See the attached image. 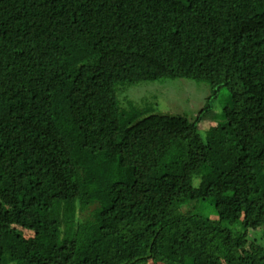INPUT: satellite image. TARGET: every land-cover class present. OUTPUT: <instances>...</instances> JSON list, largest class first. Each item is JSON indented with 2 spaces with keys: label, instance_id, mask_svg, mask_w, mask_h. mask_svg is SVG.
Segmentation results:
<instances>
[{
  "label": "trees",
  "instance_id": "obj_1",
  "mask_svg": "<svg viewBox=\"0 0 264 264\" xmlns=\"http://www.w3.org/2000/svg\"><path fill=\"white\" fill-rule=\"evenodd\" d=\"M177 78L207 139L119 100ZM263 172L264 0H0V264H264Z\"/></svg>",
  "mask_w": 264,
  "mask_h": 264
},
{
  "label": "rangeland",
  "instance_id": "obj_2",
  "mask_svg": "<svg viewBox=\"0 0 264 264\" xmlns=\"http://www.w3.org/2000/svg\"><path fill=\"white\" fill-rule=\"evenodd\" d=\"M213 95L212 86L205 81H197L188 78L163 79L158 81L142 82L128 85L121 88L118 93L119 100H130L138 105H143L147 101L155 103L156 109L162 112L181 114L194 120L207 103H210V110L206 112L199 124L200 133L204 139L208 138L213 127L224 123V106L229 100V92L225 88ZM217 151L213 150L209 154V161L204 170L206 180H211L216 175V165L218 161ZM261 178L264 180V172ZM199 179L195 184H199ZM206 216L217 218V213L213 206H204ZM264 231L258 232L260 244L264 246ZM255 234H252L254 237Z\"/></svg>",
  "mask_w": 264,
  "mask_h": 264
}]
</instances>
